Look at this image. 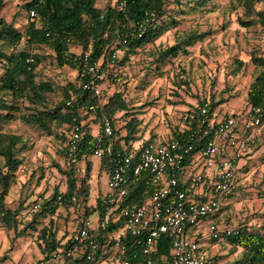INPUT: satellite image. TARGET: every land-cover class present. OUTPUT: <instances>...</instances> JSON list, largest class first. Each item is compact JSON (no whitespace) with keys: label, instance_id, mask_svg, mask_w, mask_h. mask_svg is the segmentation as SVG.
Instances as JSON below:
<instances>
[{"label":"trees","instance_id":"trees-1","mask_svg":"<svg viewBox=\"0 0 264 264\" xmlns=\"http://www.w3.org/2000/svg\"><path fill=\"white\" fill-rule=\"evenodd\" d=\"M211 1L114 0L112 4L98 6L97 0H26L21 6L25 12L26 24L23 30H19L13 22L7 21L1 15L6 0H0V227L13 231L15 238L34 233L37 247L42 255L39 262L52 258V254L57 249L74 246L70 238L64 243L56 239L53 228L54 215L59 206L65 209L73 208L76 211L78 202L87 198L90 190L91 162L86 161L84 174L78 182L65 165L54 163L57 171L64 178L63 188L54 187L50 194L40 195L28 206L18 201L15 207H9L6 196L16 180L17 171L22 164L20 154L26 149L27 142L20 134L4 130V125L19 120L26 125L36 127L47 136H52L58 140L57 151L64 159L67 131L72 117L75 116L77 122H81L80 130L83 131V138L79 142L76 155L79 159L87 160L92 156L97 136L102 134V118L105 116L112 121L114 150H121V144L131 148L135 141L142 138V131L139 130L140 121L129 110L121 91L109 94L103 92L104 102L94 110L89 108L97 100L78 83L77 72L81 66L82 55L87 53L89 61L101 60V69L107 72L109 83H113L122 78L119 69L131 56L178 25L179 20L176 15L200 10ZM120 2L124 3L122 7L119 5ZM231 5L242 10V14L236 18L240 27H258L264 35V0H232ZM29 10H34V16L28 15ZM140 24L143 32L138 36ZM210 34L209 30L202 32L188 30L175 34L173 44L151 52L149 67L154 64V70L159 72V65H166L178 55H187L189 47ZM121 39L125 41L122 42ZM21 41L27 49H17ZM72 48H77L80 52L76 53ZM41 49L49 51L48 55L58 67L70 68L76 74L74 82H66L60 87L61 98L57 101L50 99L51 93L55 92L53 82L37 79V69L44 55L36 51ZM118 50L122 51L120 58ZM113 52H116L118 57L108 69ZM252 52H250L251 63L261 69L247 86L246 107H262L263 116L258 128L250 131L243 140V155L248 153L247 147L253 146L252 133L258 129L264 130V58ZM27 58H31L32 61L27 62ZM235 61L236 65L230 72L233 76L243 65L241 60ZM180 82L183 85L188 84L185 80ZM68 100H71V106L66 105ZM195 100L196 104L187 108L182 115V121L187 127L181 129L174 126L168 139L186 136L189 130L196 127L199 107L204 102H208L210 116L216 108L227 101L214 95L198 96ZM81 107L82 110L79 112ZM218 109L221 113L220 108ZM118 117H122L124 121L122 125L116 127L115 122ZM90 122L97 126L95 135L88 124ZM63 125L65 129L60 132L59 128ZM152 140L153 137H148L140 143V146ZM99 161L101 166L110 171L111 162L108 157L102 156ZM150 188L148 172L136 176L124 204L143 202L148 197ZM58 196L60 199L57 198ZM72 197H76L77 202L72 201ZM37 202L39 208L36 212L22 219L20 215ZM78 216L85 217L87 214ZM121 230L122 221L117 220L111 223L103 234L97 236L100 250L94 264H99L103 239H108L113 245L112 237ZM144 239L145 234L120 235L121 243L126 246L130 264H143ZM227 239L231 251L240 250L239 257L234 261L235 264H264V224L239 226L237 233L227 236ZM170 244L169 236L157 241L152 255L154 264H164L169 260ZM6 258V254H3L0 256V262ZM70 264H89V262L80 257Z\"/></svg>","mask_w":264,"mask_h":264},{"label":"rangeland","instance_id":"rangeland-1","mask_svg":"<svg viewBox=\"0 0 264 264\" xmlns=\"http://www.w3.org/2000/svg\"><path fill=\"white\" fill-rule=\"evenodd\" d=\"M25 1L6 0L1 11V15L7 21L13 22L19 30H23L26 24L25 12L21 7ZM113 2L114 0H97V5L103 6ZM231 2L232 0H212L200 10L176 15L179 21L175 28L169 29L151 45L138 50L124 66L119 67L122 78L103 86V92L106 94L115 91L124 94L129 110L140 121L139 130L144 138L166 139L169 136L165 134L167 130H173L174 126L182 128L185 125L182 115L187 108L196 104L195 99L198 96L214 95L226 99L227 101L218 107L223 110L222 113L242 111L247 106V86L261 69L251 63L250 52L253 51L252 53L255 52L264 58V35L258 27H240L236 18L242 14V10L233 7ZM174 12L176 14V9ZM188 30H209L211 34L189 47L187 55H178L166 65H159V72L154 70V64L149 67L148 61L152 51L173 44L175 34ZM17 49H27V46L21 41ZM72 50L80 52L77 48ZM36 52L44 55L37 69V79L53 82L55 92L51 93L50 99L57 101L61 98L60 87L66 82H74L76 74L70 68L58 67L48 55L47 49ZM118 54L120 58L122 51L118 50ZM235 60H241L243 65L233 76L230 72L236 65ZM180 80H185L188 84L183 85ZM218 108L214 111L217 112ZM123 121L122 117H118L115 126L119 127ZM88 124L92 131L96 130L94 123ZM3 128L20 134L27 142L26 149L20 154L22 164L17 171L16 180L6 196L7 206L15 207L18 201L28 206L40 195L50 194L54 187L63 188L64 178L54 165H64V159L57 151L58 140L19 120L9 122ZM64 129L63 125L59 131ZM252 134L253 146L247 147L248 153L235 159L239 186L230 199L209 219L219 228L264 224V130H255ZM91 159L94 167L91 172L90 198L98 192L104 194L107 189L103 187L105 173L102 172L98 176L97 158ZM194 167L191 164L185 165L183 172L190 174ZM74 217L72 214L68 217L69 232L73 229ZM205 225L206 221H201L196 227L205 232ZM187 233L192 234V229ZM202 247V255L210 257L212 264H235L234 261L239 257L240 250L231 251L227 237H222L221 240L204 238ZM3 254H6L7 258L0 264H48L51 260L54 261L48 258L47 262H39L42 257L34 233L15 238L13 231L0 227V256ZM110 264L117 263L112 259Z\"/></svg>","mask_w":264,"mask_h":264},{"label":"built area","instance_id":"built-area-1","mask_svg":"<svg viewBox=\"0 0 264 264\" xmlns=\"http://www.w3.org/2000/svg\"><path fill=\"white\" fill-rule=\"evenodd\" d=\"M119 5L122 7L124 3ZM28 15L34 16V10H29ZM142 32L140 24L137 35ZM117 57L116 52L111 54L108 69ZM26 61L31 62L32 59L27 58ZM77 74L82 89L97 100L89 108H98L104 102L103 86L109 83L107 72L101 69V60L89 61L88 54L84 53ZM66 105L71 106V100ZM208 107L207 101L199 107L196 127L189 130L186 136L152 140L143 146L133 143L131 148L121 144L119 151H115L112 144V121L104 116L102 134L97 136L92 157L100 159L106 156L111 162L107 189L98 198L96 218L75 216L70 236L74 246L57 249L52 259L59 258L63 264H70L82 257L89 264H94L100 250L97 236L103 234L111 223L121 220L122 232L112 237L115 246L113 260L117 264H130L126 246L120 240L123 233L134 236L145 234L143 264H154L152 255L156 243L166 236L170 237L171 252L164 264H212V259L201 253L202 240H221L237 233V228H219L209 219L239 186L235 159L243 156L242 142L250 131L260 125L263 108L248 106L238 112L213 111L209 116ZM81 110L82 107L79 112ZM80 124L73 116L66 135L64 157L65 167L77 182L84 174V167L76 155L83 138ZM190 164L195 166L193 172L184 173V166ZM143 172L150 175L148 197L143 202L124 204L135 177ZM57 198L60 199V196ZM72 201L77 202V198L72 197ZM38 208L37 202L20 217L24 219ZM201 221H206L205 232L196 227ZM191 229L193 233L188 234Z\"/></svg>","mask_w":264,"mask_h":264},{"label":"crops","instance_id":"crops-1","mask_svg":"<svg viewBox=\"0 0 264 264\" xmlns=\"http://www.w3.org/2000/svg\"><path fill=\"white\" fill-rule=\"evenodd\" d=\"M221 112H223V110ZM184 127L186 128L187 126L183 125V127L181 129H183ZM97 130L98 129L96 127V130L93 131V135H95L97 133ZM180 131H183V130H180ZM171 132H172V130H167V132H165V134L166 135H171ZM147 136H149V132H148ZM147 138H144L143 134H142V138L137 140V141H135L134 144L141 143ZM158 138H162V137H157V138L153 137V140H157ZM167 138H168V136H167ZM91 158H93V157L90 156L89 158H87V160L80 159V162H81V164L84 167V171H85V167H86V161L91 162L90 180H89L90 190H89V194H88L87 198L85 200H83V201L80 200V202H78V208L76 209V211H74L73 208L65 209L62 206H59L57 211H56V213H55V215H54V227L53 228H54V230L56 232V239L60 240V243H64L67 239H69L70 236H71V233L73 231V229H72V231L69 232L68 229H67V223L70 222L69 218H68L70 214L78 216V215H83V214L86 213L87 216H90L92 218H96V216H97V210H98L97 201H98V198L102 194L100 192H98L96 194H93L91 196V198H90V193H91V190H92V187H91V184H90L91 172L93 171V167H94V164H93V161H92ZM96 170H97L96 173H97L98 176H100V174L102 172L105 173L106 178H105V183H104V186H103L105 188L106 187V181H107V178H108V171L106 170L105 167L100 165L99 159H97ZM99 187H100V184L98 183V189H99ZM69 226H70V223H69ZM114 250H115V246L111 245L108 242V239H103V247H102L101 255L99 257V264H110L111 260L113 259ZM41 257H42V255H41ZM111 257H112V259H111ZM49 259H51V258H49ZM45 261L47 262V260H45ZM41 264H44V263H41ZM48 264H63V261L58 258V259H54V261L51 260Z\"/></svg>","mask_w":264,"mask_h":264}]
</instances>
